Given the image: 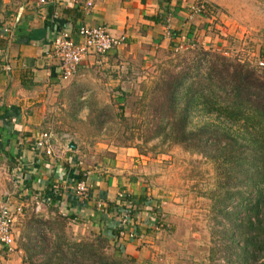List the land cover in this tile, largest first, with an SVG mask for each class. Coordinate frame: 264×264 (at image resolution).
Returning <instances> with one entry per match:
<instances>
[{"label": "crops", "instance_id": "0c3cea01", "mask_svg": "<svg viewBox=\"0 0 264 264\" xmlns=\"http://www.w3.org/2000/svg\"><path fill=\"white\" fill-rule=\"evenodd\" d=\"M194 1H203L218 7L219 11L215 16L189 20L187 3ZM262 2L55 0L53 4L40 5L38 0H0V167L5 172L0 178V199L5 200L2 194L9 190L12 182L17 183V194L8 199L15 217L12 230L15 250L8 253L0 245V264L39 262L37 257L29 261L20 244L25 241L29 219L47 220L62 215L68 218L67 235L85 237L101 228L118 226L120 217L114 205L124 206L125 210L132 206L138 211L133 222L138 225L139 233L135 232L133 222L128 223L127 232L133 235L131 237L127 233L119 240L121 252L138 263H150L149 256L155 244L153 236L145 234L150 224L145 210L159 203L153 183L167 179L158 180L149 171L151 161H165L166 157L140 153L135 145L107 148L110 157L101 155L100 163L92 170L77 164L78 154L83 149L75 142L76 150L68 152L62 162L34 152L33 142L49 126L57 133L63 129L60 126L62 121L64 123L66 100L62 99V94L72 86V81L99 69L111 72L116 68L117 75L123 71L131 74L134 67L144 71L148 65L165 60L182 36L186 38V43H196L205 50L228 51V40L234 38V34L238 36L232 27L238 19L245 25L240 27L241 37L251 36L249 40L260 42L261 56L264 53ZM52 12L57 13L55 20L52 19ZM167 18L170 19L168 23ZM209 25H216L214 33H209V29L214 27ZM98 26L104 27L115 38L126 37L125 44L106 56H88L70 80L60 81L59 62L51 56L56 33L66 32L78 43L77 31L80 27ZM5 28L10 29L8 36L2 35ZM253 53L249 54L253 57ZM143 74L145 76L136 80H144L141 83L145 86L152 76L146 72ZM126 82L129 83L128 79H121L120 76L111 78L112 93L116 91V96H121L131 91L132 85L126 89ZM113 95L107 99L111 97L117 103ZM85 172L88 175L84 178L82 174ZM78 179L86 180L90 188L88 201L78 200L71 194L72 183ZM57 182L61 197L52 198V186ZM163 185L166 186V183L163 182ZM120 194L126 201L120 203ZM142 198L146 200L145 204ZM97 202L103 204L105 214L97 211ZM39 203H43L45 210L41 215L34 213V207Z\"/></svg>", "mask_w": 264, "mask_h": 264}, {"label": "trees", "instance_id": "16d2710c", "mask_svg": "<svg viewBox=\"0 0 264 264\" xmlns=\"http://www.w3.org/2000/svg\"><path fill=\"white\" fill-rule=\"evenodd\" d=\"M207 5L215 16L218 7ZM155 70L132 105V119L125 116L127 104L98 107L75 85L62 94L65 118L84 122L96 137L105 127L113 132L118 123L126 124L128 140L137 142L140 153L155 150L148 144L157 141L209 160L216 176V187L208 195L213 219L216 224L221 223L218 217L228 221L214 233L220 237V246L211 250L210 261L214 263L219 251L226 264H264V68L195 43ZM83 110L86 118L78 119ZM195 117L200 120L195 122ZM141 201L146 203L144 198ZM113 208L119 216L128 214L131 223L138 212L132 206ZM149 211L145 234L154 238L167 219L161 210ZM67 224L68 218L62 215L29 219L25 241H19L28 260L37 257L36 264H139L121 252L118 226L71 237ZM137 226L133 222L138 234Z\"/></svg>", "mask_w": 264, "mask_h": 264}, {"label": "rangeland", "instance_id": "374dc122", "mask_svg": "<svg viewBox=\"0 0 264 264\" xmlns=\"http://www.w3.org/2000/svg\"><path fill=\"white\" fill-rule=\"evenodd\" d=\"M262 3L264 4V0ZM234 18L236 19V17ZM241 23L236 19L232 25L233 29L238 32V36L234 34V38L231 40L227 39L229 45L226 47L230 49L227 50L232 53L230 56L257 60L260 57L259 50L261 49V44L255 39L249 40L251 36L246 38L241 37L240 27H245ZM209 26H214L213 29H209V33H214L216 25ZM183 45L187 46V43L184 42ZM213 45L217 46L215 43ZM183 51L185 50H181L178 53L169 52L168 57L176 54L179 55ZM252 51L254 52L253 57L249 54ZM263 55L264 53L261 54V56ZM168 57L165 59H168ZM160 63L153 64V67L148 65L144 71L141 68L134 67L131 74H125L124 71L123 74L117 75L116 68L111 72L99 69L85 77L83 76L72 81V85L84 89L86 91V98L97 103L98 107L112 104H115V107H117L127 104L125 116L132 119L130 110L133 108L134 102L138 100L143 87L142 83L144 82L141 79L137 81L136 78H140L142 75L145 76L144 72L153 76L156 71L155 69ZM116 66L118 65L116 64ZM116 76H120L121 79H128L129 83L127 84L126 82V89L130 87L129 85H132V90L126 92L125 96H116V91L112 93L113 88L110 80ZM112 95L115 97L117 103L113 102L111 97L109 100L107 99ZM86 116L87 112L83 110L78 115V119L84 120ZM199 120V117H195V122ZM62 124L60 127L63 129L61 131L73 135L74 142L80 149L84 150L78 154L77 164L79 163L81 166L85 165V167H90L89 169L92 170H94L96 164L100 163L101 155L106 154L110 157L111 154L107 153V148L137 144L135 140H128L129 131H126V127L124 126L126 124L122 125V123H118V126L113 127V132H108L107 127H105L106 131L97 137L95 130L84 122L72 123L69 119L64 118V123L62 121ZM148 147L155 148V150L147 151L151 155H158V157L164 155L166 157L165 161H151L152 167L149 174L155 175V177H158V180L166 178L168 181L159 180L157 184L153 183V190H156L154 193L158 197L156 198L157 201H159L158 205L153 208L156 210L154 214L161 210L167 219V224L163 231H160L153 238L155 245L154 249H151V255L149 256L151 262L139 264H226L219 251L216 253L214 263L210 261L211 250L220 246V237L214 233L222 229V223L225 225L228 223V221L218 217L216 220H220L221 223L216 224V221L213 219L214 214L211 211V201L208 198V195L216 187L213 164L201 155H188L179 147L159 144L157 141L149 143ZM163 182L166 183V186L163 185ZM234 205L235 203H232L228 209H233ZM145 211L147 212V210ZM150 216L152 217L151 214Z\"/></svg>", "mask_w": 264, "mask_h": 264}, {"label": "built area", "instance_id": "2783aa9c", "mask_svg": "<svg viewBox=\"0 0 264 264\" xmlns=\"http://www.w3.org/2000/svg\"><path fill=\"white\" fill-rule=\"evenodd\" d=\"M124 1V0H119ZM187 1V0H185ZM55 0H38L40 5H50L53 4ZM187 13L188 19L193 20L195 17H202L207 15H212V11L207 3L203 1H194L187 3ZM57 13L52 14V19H56ZM169 18L166 19L167 23ZM10 33L9 28L3 30L4 36H8ZM79 37V42L73 41L66 32L56 33L55 39L53 40L52 53L51 56L58 60L59 62V79L60 81L70 80L77 72L78 67L82 62L90 55L96 56H106L108 53L116 50L117 48L123 46L126 41V37L121 36L115 38L111 36L104 27L98 26L94 28L80 27L77 31ZM178 40V39H176ZM186 43L185 37H180L179 42L173 45L172 51L178 53L181 50H187L194 47V44ZM190 45V46H189ZM223 56H230L229 51L220 52ZM240 60H247L252 65L263 68L264 67V56H260L256 61H250L249 59H242L239 56H235ZM121 74L124 73L120 72ZM126 74V73H125ZM120 95V94H119ZM74 142V136L70 133L60 131L56 132L52 126L47 127L45 130L41 131L33 142L32 150L36 153L43 154L49 158L55 159L62 162L66 158V154L70 152L68 147L69 143ZM5 175L4 170L0 167V178ZM87 172L82 174V177H86ZM17 194V183L12 182L8 191L2 194L4 199H0V245L5 248L8 253H12L15 250V240L12 234L14 227L15 217L10 210L8 205V199ZM71 194L78 200L88 201L90 188L87 185L86 180L78 179L73 181L71 186ZM50 197H61L60 184L57 182L52 186V196ZM124 198L123 194L118 196V200ZM97 211L101 213H106L105 207L100 202L96 203ZM43 203H39L34 207V213L43 214L44 212ZM118 219V228L120 229L118 240H121L126 236L127 229L129 228L130 217L128 214L124 213ZM47 233V232H46ZM132 233V232H131ZM132 237V235L129 233Z\"/></svg>", "mask_w": 264, "mask_h": 264}, {"label": "water", "instance_id": "95a60500", "mask_svg": "<svg viewBox=\"0 0 264 264\" xmlns=\"http://www.w3.org/2000/svg\"><path fill=\"white\" fill-rule=\"evenodd\" d=\"M68 147L70 148L71 151L76 150V144L74 142L69 143Z\"/></svg>", "mask_w": 264, "mask_h": 264}]
</instances>
